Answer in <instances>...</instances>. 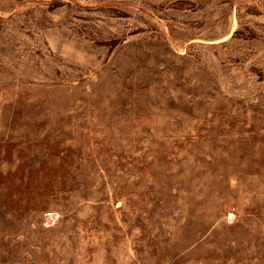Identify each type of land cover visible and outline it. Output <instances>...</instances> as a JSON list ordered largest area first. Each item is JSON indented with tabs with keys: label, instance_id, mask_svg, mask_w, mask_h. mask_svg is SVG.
Returning <instances> with one entry per match:
<instances>
[{
	"label": "rangeland",
	"instance_id": "rangeland-1",
	"mask_svg": "<svg viewBox=\"0 0 264 264\" xmlns=\"http://www.w3.org/2000/svg\"><path fill=\"white\" fill-rule=\"evenodd\" d=\"M0 264H264V0H0Z\"/></svg>",
	"mask_w": 264,
	"mask_h": 264
}]
</instances>
